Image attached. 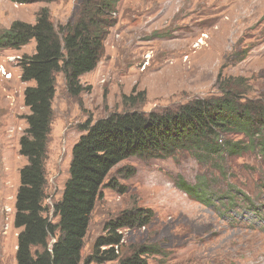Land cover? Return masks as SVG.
Segmentation results:
<instances>
[{"label": "rangeland", "instance_id": "rangeland-1", "mask_svg": "<svg viewBox=\"0 0 264 264\" xmlns=\"http://www.w3.org/2000/svg\"><path fill=\"white\" fill-rule=\"evenodd\" d=\"M81 1L0 0V33L14 21L34 24L42 8L54 25H63L77 18ZM111 15L101 57L80 79L85 89L69 95L63 75L56 74L45 162L49 219L86 122L125 111L160 113L219 96L218 75L220 81L241 78L246 97L264 101V0H119ZM33 51V40L19 49L0 48V66L10 74L0 75V264H16L14 197L26 163L18 141L28 113L23 90L33 85L20 79L18 60ZM227 140L239 141L241 149L133 157L114 167L90 215L82 258L108 221L148 209V224L122 230L118 258L151 246L148 264H264V154L248 152L245 138ZM178 178L201 188L207 203L177 188Z\"/></svg>", "mask_w": 264, "mask_h": 264}, {"label": "trees", "instance_id": "trees-1", "mask_svg": "<svg viewBox=\"0 0 264 264\" xmlns=\"http://www.w3.org/2000/svg\"><path fill=\"white\" fill-rule=\"evenodd\" d=\"M119 0H82L77 18L54 25L42 8L35 23L14 21L0 33V48L19 49L34 41V51L18 60L20 79L32 82L23 90L26 128L18 141V153L26 163L19 169L14 197L13 226L16 264H148L151 246H142L118 258L122 230L150 222L151 211H124L104 226L90 254L82 258L83 241L95 203L101 198L111 170L129 158L165 159L179 151L216 153L227 149L237 153L239 141L247 140V151L264 154V101L249 100L245 81L227 78L217 83L219 96L197 98L176 109L143 114L114 113L86 122L71 148L68 177L58 201L46 214L47 145L51 132L52 101L56 74L63 75L69 95L78 96L85 87L81 77L97 65L103 41L114 24L112 13ZM244 150V152H247ZM111 185V184H109ZM176 186L193 200L206 204L203 190L178 178Z\"/></svg>", "mask_w": 264, "mask_h": 264}, {"label": "built area", "instance_id": "built-area-1", "mask_svg": "<svg viewBox=\"0 0 264 264\" xmlns=\"http://www.w3.org/2000/svg\"><path fill=\"white\" fill-rule=\"evenodd\" d=\"M0 75L4 76L5 78H9L10 77V74H8V72H6V70L4 69L3 66H0Z\"/></svg>", "mask_w": 264, "mask_h": 264}]
</instances>
